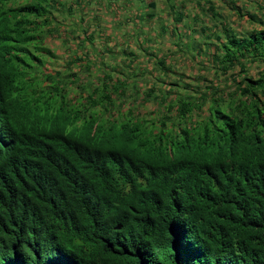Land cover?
Wrapping results in <instances>:
<instances>
[{
  "label": "trees",
  "instance_id": "16d2710c",
  "mask_svg": "<svg viewBox=\"0 0 264 264\" xmlns=\"http://www.w3.org/2000/svg\"><path fill=\"white\" fill-rule=\"evenodd\" d=\"M142 2L160 28L134 42L116 11L82 33L60 25L64 0H0V264H264V22L247 12L252 31L236 32L194 0L193 20L211 21L198 30L183 0ZM158 30L198 39L158 56ZM59 52L68 72H44ZM95 56L110 60L105 79L82 80Z\"/></svg>",
  "mask_w": 264,
  "mask_h": 264
},
{
  "label": "rangeland",
  "instance_id": "374dc122",
  "mask_svg": "<svg viewBox=\"0 0 264 264\" xmlns=\"http://www.w3.org/2000/svg\"><path fill=\"white\" fill-rule=\"evenodd\" d=\"M19 1L24 3L27 0H19ZM67 1H70V0H67ZM180 1L181 2H179L178 5L182 4V0H180ZM183 1H184V6H185L184 12L186 11L185 23L188 26H190L191 28L194 27V28L200 30V28H199L201 26L200 24H202V22H204V20H205V23L209 22V17L203 16L202 19H198L196 21L193 20L194 16H196V15L202 16L203 13L200 11V9H197L194 6V3H193L194 0H183ZM211 1H213L216 4V11L222 17H224V19H223L224 22L227 23L228 25H230V27L236 32H251L252 31L251 29L253 26L251 23L248 22L249 21L248 20L249 16H247L248 13L259 16V19L264 22V0H232V1H237V3L234 4L235 6H237V9H235V10L232 7L233 5L230 4L229 1L228 2L226 0H211ZM123 2H124L123 6H125L127 3H130V2H132V5H135L137 10L135 12H133V14H138L139 11L141 13V14L135 16L136 21L139 24V27H129L128 21H125L126 23L124 22L125 27L126 28L129 27V29H130L129 33L131 34L134 42H136V39H135V37H133V34H136L137 30L140 28L147 30L148 26L151 25L153 18L157 17L156 21H155L156 25H154L155 28H157V26L160 24V20H159V16H158L160 14V10H158L157 8H151V6L146 5V2H142V0H123ZM47 3H49V2H47ZM115 4H116V0H74L75 12L67 13L66 9H63L62 11L58 12L59 20L61 21L60 25L64 26L63 29H65V30H78V31L83 33L84 29H83V27L80 26L81 21H84V23H89V21L86 22L87 19L91 21V19L93 17L106 18L109 15L112 16L114 13L111 12L109 10V8L119 9L118 7H115ZM245 4H246V6H244ZM255 4H257L259 7L261 4V7L263 9L259 10ZM105 10L107 11L106 12L107 14L105 12H101V11H105ZM165 10H168V11L171 10L172 11L171 7H166ZM172 12H176V9ZM54 14L56 15L57 11H55ZM164 14H166V13H164ZM238 14H243V16L240 17ZM125 15H129V14L127 13ZM151 15H152V17H150ZM171 16L173 17V14H171ZM171 16H169V19ZM82 17L84 18V20H81ZM115 18H117V17H115ZM63 19H65V20H63ZM149 21H150V24H149ZM76 23H78V24H76ZM206 24L208 26H210L211 21L209 23H206ZM259 27H261V25L257 26V28H259ZM59 31H60V34H62L64 30H59ZM85 31L87 32V30H85ZM155 31H157V30H155ZM190 33H192V31H190ZM104 34H106V33H104ZM120 35H121V33H118L119 37H120ZM174 35L179 36V34H177L175 31H174ZM66 36L70 37L69 34H67ZM166 36H167V33H166ZM116 37H117V35L115 36V38ZM127 37H128V34H127ZM64 38L65 37H63V39ZM80 38H82V34H80ZM95 38L97 41H99L100 38L104 39V37L102 35H99V34ZM161 38H162V36H161ZM71 39L72 38H70V40ZM75 40H77V39H72V41H70V42L68 41V45L72 49L71 51H73V50H75V48H77L73 44V43H75L74 42ZM133 40L132 39L129 40L128 45H130V43L133 42ZM47 44H49V45L52 44V46L57 45L62 52L64 51V45L61 47V45H62L61 39H58L56 41L49 39V40H47ZM58 47H56V49H58ZM78 47H81V45H79ZM153 48H154L153 46H147L146 47L147 51H150ZM184 48L188 49L189 46H185ZM62 52L57 53L58 58L53 59L52 62L54 64V67L57 70H59L62 73H66L67 67L65 66V64L67 61L70 60L72 53L70 52L66 56ZM176 61H177V56H174V58L172 59V62L175 63ZM108 63H110L109 59L103 60L102 56H97V58L95 56L93 59V67H92V69H93L92 71H93V73H95L94 76L97 78H100L103 75V73L107 72V70L105 69V67H107V66H104V64H108ZM256 66H257V64H254V65H251L248 67L250 74L254 75L258 71ZM118 67H120V66H118ZM72 68L74 69L75 67L73 66ZM208 68H209V70L212 69L210 62H208ZM44 69H45V67H44ZM133 69H134V67H133ZM116 70H118V68H116ZM177 71L179 72L180 69ZM230 73L231 72H229V74ZM188 74L191 77L196 75V74H194L193 71H191V72L189 71ZM136 75L140 76V74L137 72H136ZM124 78H125V76H124ZM136 80L139 81V78ZM223 80H224V78L221 77L220 83H223L224 82ZM189 81L195 83V81L193 79H191ZM139 84H140V82H139ZM126 90L128 91L129 89L127 88ZM149 108H151V107H149Z\"/></svg>",
  "mask_w": 264,
  "mask_h": 264
},
{
  "label": "clouds",
  "instance_id": "9594fccd",
  "mask_svg": "<svg viewBox=\"0 0 264 264\" xmlns=\"http://www.w3.org/2000/svg\"><path fill=\"white\" fill-rule=\"evenodd\" d=\"M64 2L65 3H70V4H73L72 5V7H73V12H75V8H74V0H70V1H67V0H64ZM115 7H118L119 8V10H121V8L123 7V4H118V3H116L115 4ZM113 9V8H112ZM109 10H111V8H109ZM106 11V10H105ZM101 12H104V11H101ZM140 12V11H139ZM106 13V12H105ZM107 14V13H106ZM141 14V13H140ZM93 18H98V17H93ZM156 18L157 17H155V18H153L152 19V26H151V29L154 27V25H156V23H155V21H156ZM151 21V20H150ZM150 21H149V24H150ZM91 22H92V20H91ZM182 23H184V24H186L185 22H182ZM133 27V26H132ZM126 27H124L123 28V30L125 29ZM159 28H160V24H159ZM114 29V28H113ZM115 30V29H114ZM114 30H111V32L113 33L114 32ZM120 30V29H119ZM160 30V29H159ZM166 33H167V36H166ZM166 33H165V35H162V33L160 32V31H158V33H157V37H156V39H158V41H161L162 43H165L164 45H161V49H163L164 48V50L163 51H161L160 53H159V55L158 56H160L161 55V53H165V51H166V49L169 47V45L170 44H172V43H176V42H179V43H182V42H187V41H191V40H193V41H195V40H197L198 39V34H193V35H191V36H188V35H186V34H189V33H181V32H179L178 34H179V36H177V35H173V32H172V30H168V32L166 31ZM170 34V35H169ZM161 36H162V38H161ZM69 41V40H68ZM67 41V42H68ZM75 43H73L74 44V46L75 47H77V48H75V50L74 51H78V53L76 54V55H78L79 57H82L83 56V54H84V51H82L81 49H80V47H78L79 45H81L82 46V43L83 42H81V40H75L74 41ZM153 49L152 50H150V51H153V50H156V49H158V45H153ZM172 48H174V46L172 47ZM43 60H44V65L42 66V70H44V72H47V71H50V70H56V68L54 67V64H53V62H52V60L53 59H51V58H49V57H43L42 58ZM65 66H66V64H65ZM44 67H45V69H44ZM93 70V69H92ZM68 72V71H67ZM81 72V71H80ZM94 74L95 73H93V71H91L90 73H85V75H83V77H82V80H83V78L84 77H87L86 79H92V80H96L97 79V77H95L94 76ZM106 74V72L105 73H103V75L100 77V78H98V79H100V80H104L105 79V75ZM127 89V88H126ZM136 95V93L134 92V91H132V89H129L128 91L126 90L125 92H124V96H122L121 98L123 99L122 101H125V102H127V103H132V104H134L133 103V99L134 98H136V97H133V96H135ZM120 98V99H121ZM140 98H142V96L140 97ZM120 99H118V100H120ZM135 105V104H134ZM150 107V106H149ZM142 109V112H143V110L145 109V108H141ZM121 110H122V113H124L125 112V108H121ZM137 110H139V108H135L134 109V114L136 113V111ZM117 111L118 110H116L115 111V118L116 119H119L120 118V115H118V113H117ZM5 112H6V109L5 108H0V141H2V140H4L5 139V132H7L6 131V125H7V120H8V118L6 117V114H5ZM119 228H120V226H118ZM118 228V229H119Z\"/></svg>",
  "mask_w": 264,
  "mask_h": 264
},
{
  "label": "crops",
  "instance_id": "0c3cea01",
  "mask_svg": "<svg viewBox=\"0 0 264 264\" xmlns=\"http://www.w3.org/2000/svg\"><path fill=\"white\" fill-rule=\"evenodd\" d=\"M116 3H118V4H123L124 2H123V0H116ZM128 5H129V8L127 9V10H125V11H122V9L126 6H123L122 8H121V10H119V9H115V8H113V9H111L110 11L111 12H114V11H116L117 13V18H118V23H119V25H120V27H118L116 30H122L124 27H125V25H124V22H125V20L126 21H128V23H129V27H132L133 25H134V23H135V19H134V21L132 20V18H134L135 16H137V15H139L140 14V12L138 13V14H133V12H135L137 9H136V7H135V5H132V2H130V3H127ZM119 11V12H118ZM104 12H107V11H104ZM129 14V15H125V14ZM108 20L109 19H112L113 18V20H114V16L112 15H109V16H107L106 17ZM126 18H129V20H127ZM116 20V19H115ZM126 23V22H125ZM76 24H78V23H76ZM80 24V23H79ZM128 27V28H129ZM115 29V28H114Z\"/></svg>",
  "mask_w": 264,
  "mask_h": 264
},
{
  "label": "water",
  "instance_id": "95a60500",
  "mask_svg": "<svg viewBox=\"0 0 264 264\" xmlns=\"http://www.w3.org/2000/svg\"><path fill=\"white\" fill-rule=\"evenodd\" d=\"M117 228H119V227H117Z\"/></svg>",
  "mask_w": 264,
  "mask_h": 264
}]
</instances>
